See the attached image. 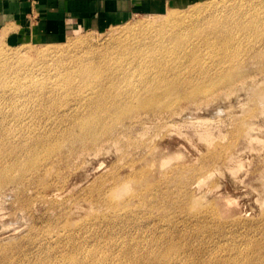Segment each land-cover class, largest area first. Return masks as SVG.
<instances>
[{
  "label": "rangeland",
  "instance_id": "rangeland-1",
  "mask_svg": "<svg viewBox=\"0 0 264 264\" xmlns=\"http://www.w3.org/2000/svg\"><path fill=\"white\" fill-rule=\"evenodd\" d=\"M173 3L57 42L0 37L31 49L0 83V264H264V0ZM125 30L187 43L113 51Z\"/></svg>",
  "mask_w": 264,
  "mask_h": 264
},
{
  "label": "crops",
  "instance_id": "crops-1",
  "mask_svg": "<svg viewBox=\"0 0 264 264\" xmlns=\"http://www.w3.org/2000/svg\"><path fill=\"white\" fill-rule=\"evenodd\" d=\"M174 1L0 0V37L10 41H62L72 27L102 29L119 25L136 14L169 11L175 7Z\"/></svg>",
  "mask_w": 264,
  "mask_h": 264
},
{
  "label": "bare ground",
  "instance_id": "bare-ground-1",
  "mask_svg": "<svg viewBox=\"0 0 264 264\" xmlns=\"http://www.w3.org/2000/svg\"><path fill=\"white\" fill-rule=\"evenodd\" d=\"M191 19H193V18H195V17H190ZM174 20L175 19H170V20H168L167 21V25H172L173 24V22H174ZM185 20H183L182 21V23L180 24V25H182L183 24V22H184ZM193 23V22H192ZM164 25H165V23H163ZM192 25H194V24H190L188 27H184L183 29L184 30H186V31H188V30H190V28H191V26ZM173 26V25H172ZM177 26H179V24L178 25H176L175 27H177ZM126 32V30L124 31V32H122L121 34H120V36H118V37H116V39H115V45H117L116 46V49L115 50H113V51H120L122 54L124 53V54H126L127 52H132V50H131V46L132 45H134V44H132L133 42H137L138 40H139V38H141L142 36H144V35H146L147 34V32H151V34H152V36L150 37V38H156V39H158V40H156V41H159V44L157 45L156 43H151V45L149 44V45H146V47H149L145 52H149V51H156V49H159V50H161V49H163V47L164 46H166V45H168V44H171V47H172V50L174 51L175 49H176V47L177 46H183V45H185L186 43H187V41H183V39L182 40H180L182 37H183V34H182V32H181V30L179 31V30H176V31H173V32H171V33H169V34H166V35H161V34H159L158 32H156V31H154V30H149V31H147L146 33H139V35L140 36H134V37H132L129 41H125L126 39L124 38V36H125V34H123V33H125ZM178 37H180V38H178ZM128 38V37H127ZM170 38H171V40H170ZM173 39H174V41H173ZM189 43H191V42H189ZM142 47H145V45H142ZM145 49V48H144ZM143 48H142V51L144 50ZM167 50H170L169 48H167ZM31 51V49H28L27 51H11V52H8V51H0V83L2 84V85H6L7 84V82H8V71H9V66L8 65H10V63H13L12 61H11V59H13V58H21L22 56V54H24V53H29ZM51 52L48 50V49H46V51H45V54H50ZM132 53H134V52H132ZM129 58V57H128ZM132 61H135L134 59H132V58H130ZM145 61H148V60H145ZM30 62H32V61H30ZM136 63H140L139 62V58H137L136 59V61H135ZM153 63H160L161 64V62L160 61H154ZM24 64H27V63H24ZM162 66L161 65H157V64H154L151 68H161ZM86 68V69H85ZM148 70H150V69H148ZM82 71V70H81ZM82 72H84L83 74H86L87 75V77H92L91 76V74H92V72H93V69H91V66H87V67H84V70L82 71ZM115 74H112L111 76H114ZM117 76H120V75H115V77H117ZM140 80H141V78H140ZM102 81V80H101ZM144 83H146L145 81H143ZM69 83L72 85L73 83H74V81L71 79L70 81H69ZM69 85V84H68ZM89 85H91V84H89ZM92 86V85H91ZM100 86L102 87V86H104L103 84L101 85L100 84ZM207 89V88H206ZM94 91H96L93 87L92 88H90V92H88L87 93V95L86 96H88V95H90L92 92H94ZM137 90L136 89H132V90H130L128 93H126V94H130L131 92H136ZM208 91V89L205 91V92H207ZM149 92V91H148ZM152 93L153 92H157V90L156 91H151ZM96 94V93H95ZM94 94V95H95ZM94 95H92L91 97H90V99L94 96ZM85 96V97H86ZM102 96H101V94L99 93V94H97L96 96H94L93 97V102L95 103V104H100V105H98V106H100V107H103V106H105V107H107L106 106V104L105 103H102L101 101V98ZM154 97H157L158 98V104H157V106L155 107V108H158L160 105H161V100H160V97L159 96H157V95H155V96H153V95H151L150 94V96L148 97L149 99H154ZM184 98V97H183ZM144 105H145V103H144ZM143 105V106H144ZM145 106H147V107H150V108H152L153 107V105H151L150 103H148L147 102V105H145ZM118 107H119V105H118ZM127 113L128 112H119V113H117V116L118 115H124V114H126L127 115ZM125 115V116H126ZM87 128H81V130L78 132V135H82V134H85V132H88V133H91V132H94L93 134H96V131H93V130H86ZM34 165V162L33 161H28V162H26L23 166H22V168H24L25 170L26 169H29V168H31V166H33ZM18 165L17 164H15V165H13V167L14 168H16ZM9 170H10V167L8 166L7 168H6V171L7 172H9Z\"/></svg>",
  "mask_w": 264,
  "mask_h": 264
}]
</instances>
